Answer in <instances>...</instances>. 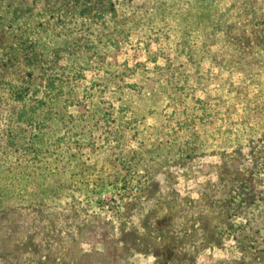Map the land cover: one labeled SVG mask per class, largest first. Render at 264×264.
I'll return each mask as SVG.
<instances>
[{"label":"rangeland","instance_id":"1","mask_svg":"<svg viewBox=\"0 0 264 264\" xmlns=\"http://www.w3.org/2000/svg\"><path fill=\"white\" fill-rule=\"evenodd\" d=\"M231 25L264 64V0H0V264H264V201L253 204L264 153L241 146L250 129L228 130L234 101L220 89L241 86L240 72L257 95L264 72L239 59ZM216 52L223 66L210 68ZM167 58L191 76L189 97L211 96V124L171 123L191 159L141 123L166 124L171 100L128 98L112 77ZM113 103L112 118L137 127L117 143Z\"/></svg>","mask_w":264,"mask_h":264},{"label":"trees","instance_id":"2","mask_svg":"<svg viewBox=\"0 0 264 264\" xmlns=\"http://www.w3.org/2000/svg\"><path fill=\"white\" fill-rule=\"evenodd\" d=\"M110 5L113 6L112 3H110ZM147 7L148 6L145 5L142 9H146ZM250 13L251 12H246V15H249ZM248 17L249 16H247V18ZM246 27L248 26L246 25ZM237 29L238 28H236L234 25H231L230 28L224 32L225 38H227L229 43L233 45L234 50L237 51L238 53L239 59L248 63V65L251 67L253 71H256V69H258L264 72V64L258 58L255 57L257 55V51L255 53H252V51H245L244 48L242 47V43L246 39L248 42L247 44L251 45L253 43V50H256L257 45L254 43V38L244 35V33L246 32L245 30L240 29L241 30L240 31L239 29L238 30ZM215 32L217 33L219 32V30H216ZM191 39H192V33H190L189 36L188 35L184 36L183 34L181 45L186 50L183 55L184 58L187 59V62L191 67L196 69V67L192 65V60L197 52L190 49ZM164 40H167V38ZM259 40L261 41V43H264V33L259 37ZM205 47L206 46L204 45L201 51L204 50ZM216 56H220L218 55V52L214 53L213 59L210 60V68H220L223 66L224 61L222 60L220 62L216 61L215 58ZM165 60H166L165 65L155 64V68L153 69V71H148L147 64L146 66L144 65L137 66L133 69H130L129 67L125 66L123 72L116 75H112V77L114 79L119 80V82L121 83V87H124L126 91L130 93L126 95L128 98H132L134 96L142 97L145 94V96H149V98L157 99L159 97H162L171 100V105L168 106L167 109L172 110V115L165 117L166 124L160 123V124H155L154 126L150 125L147 123L148 122L147 117L142 118L141 123L145 122V126L147 127V129L149 131H157L156 133H158L159 136L162 131H167L168 134L166 137V141L161 140L159 144L161 145V147H165L163 146L164 145L163 142L165 141V145L168 144L172 145V149H173L177 147L175 135L178 132L174 127L171 126V123L177 122V126L181 127L182 130L196 129L197 126L199 125L206 126L208 123L211 122V119L213 118L212 117L213 111L209 109V98L211 96H207L206 99H199L195 97L194 94L195 92H194L189 97L188 95L190 92L189 80L191 79V76L188 75V71L184 70L185 69L184 65H180V66L175 65V63L172 61L171 58H167ZM153 63L155 62L153 61ZM140 68L143 70V76L136 77L135 76L136 70ZM236 74L237 76L242 78L241 86L240 85L237 86L234 83V81L230 79L229 88H224V87L220 88L224 90V92L228 93L229 96L232 97L234 101V112L233 114H231L229 122H227V124L229 125L228 130L236 129L242 133V130H244V128L246 127L251 131H253L255 139L241 146H244L243 147L244 149L245 148L249 149L251 151L252 157L258 158L260 154L264 153V92L260 90L259 93L255 95L254 90L260 88V86H257L255 79L251 78L249 75H246L244 73L238 72ZM194 79L197 80L196 78ZM139 82H141L142 84L141 86H139ZM152 85L154 86L153 90L151 89ZM214 96H216L214 98L217 99L219 102L225 103L224 102L225 98L221 97L220 95H214ZM144 99H147V97H145ZM115 104L116 103H113V105L109 107L111 112L107 113L111 118L115 114L114 112ZM239 107H242V111H243L242 115H239L238 112ZM118 109H119L118 111L119 114L129 110L127 111L128 114L134 115V112L131 109H125L123 107H118ZM199 110L203 111V115L205 116V119L207 121L194 117V114H192V112H196ZM154 120L158 121L157 119ZM134 121L136 120L133 119L122 124L120 123V119H118V117L112 118L111 120L108 121L109 122L108 128L109 130H111L109 131V135L110 137L114 136L115 143H117L119 139H123L124 138L123 134H125L126 132H132L133 130L135 131L137 127L135 128V126H133ZM137 137H138V132H135L131 138L137 139ZM172 140L174 141V144ZM237 140H239V142L241 141L240 139ZM235 142L238 141H236L235 139ZM142 143L146 144L145 142ZM177 148H178L177 152L179 153L178 155L181 156L182 159L184 158L191 159L196 150V148L193 146L192 143L191 144L188 143V146L186 147L185 146L181 147L180 145ZM132 155L134 162L140 154L138 152H133ZM256 166L257 165H254L253 168ZM254 173L257 176L263 175L261 182H264V165L256 167ZM246 188L248 189L251 187L247 185ZM254 198L255 200L253 201V204H256L258 201L259 202L264 201V191L263 190L258 191V193L254 196Z\"/></svg>","mask_w":264,"mask_h":264}]
</instances>
